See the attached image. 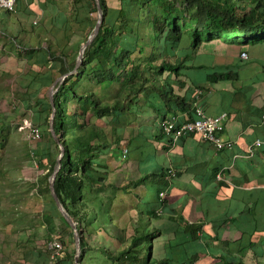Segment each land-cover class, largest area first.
I'll list each match as a JSON object with an SVG mask.
<instances>
[{
  "label": "crops",
  "instance_id": "obj_1",
  "mask_svg": "<svg viewBox=\"0 0 264 264\" xmlns=\"http://www.w3.org/2000/svg\"><path fill=\"white\" fill-rule=\"evenodd\" d=\"M16 1L15 10L8 18L0 16V134L10 130L7 135L13 144L5 151L13 153L14 159L23 155L26 143L17 126L24 118L32 119L28 113L30 110L32 114V108L22 97L29 83L26 74L30 70L24 71V67L29 64L19 58L21 48L15 43V37L29 40L30 32L24 27L28 20L34 22V26L37 24V33L52 36L53 33L46 32L43 26L49 15L45 2L64 0ZM65 3L72 14L71 2ZM14 20L19 21L15 23ZM73 28L80 26L72 27L75 31ZM221 37L214 34L210 39H204L192 59L185 60L186 64L194 63L199 67H185L182 81L172 82L175 91L188 99L194 97L196 84L202 85L198 88L204 89L200 99L204 110L210 115L228 114L223 137L233 140L234 147L217 151L197 134L170 141L161 130L163 114L148 115L145 112L123 116L120 141L110 149L106 186L99 192L100 201L103 200L108 208L96 221L106 225L108 233H114L113 219L127 218L119 226L129 237L139 217L150 218L148 229L157 234L152 238L156 262L181 264L187 260L195 264H227L223 258L227 247L245 264H264V230L249 234L253 230L250 207L264 195V173L260 175L262 160L258 155V150L264 148V40L240 39L235 44L222 46L224 40ZM206 45L213 47L207 49ZM242 52L247 56L242 58ZM214 72L230 73L231 78L210 76ZM140 100L146 111L148 94H142ZM191 110L193 114V103ZM177 115L179 122L191 118L189 112L179 111ZM91 121L104 127L108 137H112L108 129L111 127L103 120L92 117ZM257 139L262 143L250 155L248 148ZM124 148L128 149L126 161L122 159L117 174ZM5 151L0 149V156ZM33 162L27 160L15 168H11V162H5L6 176L0 174V264H48L45 244L55 236L66 235V252L69 254L65 252L59 264H71L73 260L69 257L73 246L75 250L74 236L72 238L71 228L57 216L51 215L56 226L52 229L48 225L46 218L49 215L46 214L51 204L32 186L43 169ZM170 168L178 175L173 178L174 185L161 203L156 196L157 183L148 179L142 182L141 178ZM215 170L225 175L229 186H221V179L214 175ZM152 210L155 215H149ZM255 217L261 218V227L257 229H262L264 203L256 206ZM100 237L96 234L97 243L103 238L104 246H115L113 235L105 233ZM89 239L92 241L90 236ZM251 242H255V248ZM99 257L102 263L103 257ZM96 259L93 264H98L99 258Z\"/></svg>",
  "mask_w": 264,
  "mask_h": 264
},
{
  "label": "trees",
  "instance_id": "obj_2",
  "mask_svg": "<svg viewBox=\"0 0 264 264\" xmlns=\"http://www.w3.org/2000/svg\"><path fill=\"white\" fill-rule=\"evenodd\" d=\"M65 1L71 2L72 14L68 12ZM100 3L103 12L100 30L84 49L78 71L60 83L53 95V104L49 96L50 86L59 76L75 67L79 48L93 31L97 18L92 16V11H97L95 0L46 1L49 15L43 26L46 32L53 35L39 34L36 32L37 26L32 25L28 29L31 35L29 40L15 37V43L21 48L19 58L30 66L42 68V71L30 69L26 74L29 83L22 97L32 108V121L40 127L43 141L32 149L25 143L23 155L14 159L13 153L5 151L8 145L13 144L7 135L10 130H5L7 134H0V149L5 151L0 156L1 177L6 176L5 162H11V168H15L24 161L33 160L43 169L32 186L51 204L46 214L49 215L46 218L48 225L53 229V215L60 217L71 228L53 199L49 183L60 153L50 128L54 114V132L64 147L54 188L79 231L82 264L89 246V228L98 219L97 208L95 210L94 205L87 204L86 197L88 199L90 196L85 195V184L97 189V194L103 192L109 174L107 156L120 141L119 129L123 116L146 112L148 115L163 114L164 118L179 111L191 115L194 97L188 99L177 93L172 81H182L185 67H199L194 63L186 64L185 60L192 59L202 41L210 39L214 33L221 36L220 33L235 31L246 34L235 36L237 40H264V0H116L114 6L108 0H100ZM4 10L11 13L15 9ZM74 23L82 30L73 28L75 31H72ZM61 31L62 35H57ZM184 39H189L186 42L188 46L179 48ZM212 75L219 79L231 78L230 73L224 72H214ZM200 86L196 84L197 88ZM144 93L149 97L146 111L140 100ZM193 96H196V91ZM71 105L74 106L73 111L70 110ZM92 117L103 120L105 125L111 127V140L104 127L91 121ZM258 155L262 160L260 175H263L264 148L258 150ZM169 170L171 168L162 169L141 178L142 182L148 179L157 183L156 196L161 203H164L163 198L174 185L175 176L168 177ZM218 173L219 170L214 171L216 178ZM234 183H237L235 179ZM220 184L230 185L227 180H221ZM164 190L166 195L161 197L160 193ZM263 196L253 201L250 207L253 226L250 235L264 230V227L257 229L261 227V218H253L256 206L264 203ZM149 215H155L154 210ZM118 221H112L114 233H108L106 225H103L105 233L113 235L115 246H103L101 264H165L163 260L156 262L154 259L152 238L157 234L148 229L150 218L145 220L139 217L129 237ZM98 230L95 229L96 234ZM71 236H74L72 228ZM117 244L120 246L116 247ZM251 246L255 248V242H251ZM62 257L58 258V262ZM223 258L227 264H245L227 247ZM71 259L74 260V254Z\"/></svg>",
  "mask_w": 264,
  "mask_h": 264
},
{
  "label": "built area",
  "instance_id": "obj_3",
  "mask_svg": "<svg viewBox=\"0 0 264 264\" xmlns=\"http://www.w3.org/2000/svg\"><path fill=\"white\" fill-rule=\"evenodd\" d=\"M16 6V0H0V8L7 10H14ZM246 52L241 53V57H246ZM204 93L203 88L196 89V96L192 101L193 103V117L183 122H179L177 114H168L161 122V130L163 134L168 136L173 142H176L181 137L188 134H197L204 142L211 145L217 151H223L234 147V141L225 139L223 137L224 124L228 118V114L222 112L217 115L208 114L201 102V96ZM18 129L22 131L26 139L30 142H38L42 139V131L39 126L33 123L32 119L24 118L18 126ZM261 140L257 139L248 148V153L253 154L254 148L261 145ZM128 149H123V157H127ZM176 175L175 169L171 168L168 171V177H174ZM218 179L229 180L223 173L217 174ZM166 190L160 193L161 197H165ZM60 236H55L45 244V249L49 254L48 264H57L58 258L63 256L66 252V244ZM181 264H195L187 261L181 262Z\"/></svg>",
  "mask_w": 264,
  "mask_h": 264
},
{
  "label": "rangeland",
  "instance_id": "obj_4",
  "mask_svg": "<svg viewBox=\"0 0 264 264\" xmlns=\"http://www.w3.org/2000/svg\"><path fill=\"white\" fill-rule=\"evenodd\" d=\"M108 2H109V4L110 5H112V6H114V5H116V0H108ZM9 12L8 11H6V10H4V9H0V16H2V17H6V18H8L9 17ZM92 16L94 17V18H96L97 17V11H95V10H93L92 11ZM29 19V18H28ZM13 21V20H12ZM15 21V23H18V21L17 20H14ZM37 23V22H36ZM31 24H35L34 22H32V21H27V23H24V27L26 28V31H28V29L31 27ZM20 25V24H19ZM36 26H37V24H36ZM77 30H79V31H81L82 30V28H78ZM214 34H219V33H214ZM224 38H227L228 39V41H225L224 40V43L222 44V46H226V44H229V45H232V44H235V41L237 40V39H234V37L235 36H240V37H242L243 36V33H241L240 31H238V32H231V33H220ZM202 35L204 36V38H205V33L204 32H202ZM189 39H184V43H182L180 46H179V48H185L186 46H188V44L186 43L187 41H188ZM207 49H211L213 46L212 45H206L205 46ZM28 69H32V70H34V71H42V68L41 67H39L38 65H33V66H28V65H26L25 67H24V71H26V70H28ZM17 90H19V89H17ZM16 92V91H15ZM16 93H18L19 94V92H16ZM18 94H16L15 96H17ZM21 94V93H20ZM73 109H74V106H70V110H72L73 111ZM29 116H31L32 114H30L31 112H30V110H29ZM28 117V116H27ZM100 122V121H99ZM109 130H111L110 128H108ZM21 135H23V137H24V139H25V141H26V143L28 144V145H30V146H32V147H36L41 141H43L42 139L40 140V141H38V142H30V141H28L27 139H26V136H25V134L23 133V132H21ZM27 145V146H28ZM116 151H119V149L118 150H116ZM122 156L121 157H123V154H121ZM109 156V159L111 158V156L110 155H108ZM108 156H107V160H108ZM156 158H158V155H156ZM122 159H123V162H125L126 160V158H119V160H120V162H118V167L116 168V172H117V174H119L120 173V169L119 168H121L122 167V164H123V162H122ZM110 162H112L111 163V165H113L114 164V162L112 161V160H110ZM122 162V163H121ZM33 164L35 165V162H33ZM93 190H94V192H93ZM89 195L90 197L87 199V197H86V201H87V204L89 205V206H92V205H94L93 207L95 208V210H96V208H97V210H98V213H99V215H98V218H99V216L101 215L102 216V210H105L106 211V209L108 208L107 206H105V202L103 201V200H99V196H100V194L98 193L97 194V189H93L92 188V186H89V184L88 183H86L85 184V195ZM92 204V205H91ZM55 212L58 214V212L55 210ZM59 219H60V217H59ZM97 220V219H96ZM123 220H127V218H124V219H120L118 222H119V224L121 225V224H124V222H123ZM36 221V220H35ZM114 221H117V220H114ZM54 223V222H53ZM53 225V224H52ZM103 225L104 224H102L101 222H94L93 223V226H90V228H89V230H90V232H89V234H90V238H92V241H90V239H89V246H88V250H87V253H86V255L84 256V260H83V264H89V263H91V264H93V263H95L96 261H97V259H96V257H98L99 258V262H98V264H100L101 263V257H99V256H102V248H103V246H104V241H103V238H102V234L103 235H105V230L103 229ZM54 226H56V224L54 223ZM54 228V227H53ZM59 228H60V230H61V227L59 226ZM97 228H99V232L97 233L98 235H100L101 237L100 238H102V240L101 239H99V243H97V241H96V232H95V229H97ZM110 229H112L111 227H109ZM102 229V231H100ZM114 230H115V227H114ZM63 231V230H62ZM65 236V235H64ZM115 236V235H114ZM68 237V235H66L65 237H59L60 239H62L63 241H64V243L66 242V238ZM71 243H72V241H71ZM66 244V243H65ZM99 244V245H98ZM73 246V245H72ZM98 246H100V250L98 249ZM74 247V246H73ZM72 247V253L70 254V257H69V259H71V255H75V250H74V248ZM148 251L146 250V253H147ZM67 254H69V253H67ZM148 254H149V252H148ZM147 254V255H148ZM103 257V256H102ZM60 260V259H59ZM92 260V261H91ZM101 260V261H100ZM73 262V264H75L74 263V260L72 261ZM72 262L70 261V263L72 264ZM57 264H59V262L57 261Z\"/></svg>",
  "mask_w": 264,
  "mask_h": 264
},
{
  "label": "water",
  "instance_id": "obj_5",
  "mask_svg": "<svg viewBox=\"0 0 264 264\" xmlns=\"http://www.w3.org/2000/svg\"><path fill=\"white\" fill-rule=\"evenodd\" d=\"M96 5H97V18H96V22H95V26L93 28L92 33L88 36L87 40L85 42H83L79 48V52H78V56L76 59V64L75 67L68 73L63 74L61 76H59L54 82L53 84L50 86L49 88V96H50V101L53 104V95L54 93L58 90L60 83L69 75L75 74L78 71V68L80 67L82 60H83V53H84V49L94 40V38L96 37V35L98 34L102 21H103V12H102V8H101V3L100 0H95ZM53 116L54 114L52 113V117H51V132L52 135L55 139V141L57 142L59 148H60V153L58 155L57 158V163L54 166L53 172L50 176L49 179V183H50V189H51V194L53 196V199L59 209V211L61 212L62 216L65 218V220L69 223V225L71 226V228L73 229V233H74V239H75V255H74V262L75 264H82V262L80 261V255H81V244H80V236H79V231L77 229L76 223L72 220V218L70 217V215L68 214V212L64 209V207L62 206L59 197L55 191L54 188V182L56 179V176L58 174V172L61 169V161H62V157L64 154V147L61 144V141L59 140V138L56 136L55 132H54V128H53Z\"/></svg>",
  "mask_w": 264,
  "mask_h": 264
},
{
  "label": "bare ground",
  "instance_id": "obj_6",
  "mask_svg": "<svg viewBox=\"0 0 264 264\" xmlns=\"http://www.w3.org/2000/svg\"><path fill=\"white\" fill-rule=\"evenodd\" d=\"M16 3H17V1H16ZM66 79V78H65ZM218 178V177H217ZM226 181V180H225Z\"/></svg>",
  "mask_w": 264,
  "mask_h": 264
}]
</instances>
